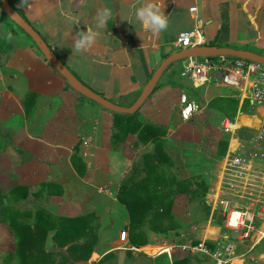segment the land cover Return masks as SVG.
I'll use <instances>...</instances> for the list:
<instances>
[{
    "label": "crops",
    "instance_id": "1",
    "mask_svg": "<svg viewBox=\"0 0 264 264\" xmlns=\"http://www.w3.org/2000/svg\"><path fill=\"white\" fill-rule=\"evenodd\" d=\"M7 2L80 82L124 108L133 105L167 57L183 51L176 45L180 33H193V48H235L264 56V0ZM148 3L168 17L166 30L144 31L135 13ZM105 8L111 10V16L98 26V12ZM87 28L94 33L93 43L75 51L77 33ZM9 30L13 32L11 37ZM4 44L10 49L0 54L1 177L11 182L8 190L29 189V196L38 204L32 210L33 223L37 212L56 220L57 228L62 219L88 218L84 238L72 242L58 237L55 249L59 264H218L223 247L231 250L226 264H243L232 254L234 246L246 242L224 236L222 231L226 230L219 211L211 214L212 209H220L211 199L213 185L209 181L216 176L221 159L195 148L188 142L190 128H183L182 123H190L204 109L196 100L199 110L190 122H183L179 115V98L185 94L182 87H187L197 98L202 97V104L211 97L224 103L217 106L223 115L225 112L220 109L230 111L228 103L235 101L234 119L238 107L233 92L214 85L194 88L181 78L180 61L166 69L159 87L139 109L137 118L141 124L159 126L165 132L162 149L171 166L161 167L168 178L174 179L173 189L178 192L170 209L176 228L166 234L147 232L148 245L137 249L128 240L129 209L117 200L121 184L134 165L127 170L125 158L127 151L134 153L129 147L134 137L128 135L130 138L120 147L111 149L112 112L67 88L65 80L43 59L32 40L6 21L0 23V52ZM28 94H35L36 99L34 111L27 118L23 102ZM27 107L31 112V106ZM239 120L235 127L252 123L247 116ZM196 178L207 187L208 213L202 208L200 197L190 198V189H196ZM44 184L56 187L43 188ZM258 228L264 232V223ZM52 232L45 244L52 241ZM263 239L264 235L257 234L247 243L256 246ZM200 243H205L206 255L193 252ZM83 244L90 245V254L87 260L79 261L74 246Z\"/></svg>",
    "mask_w": 264,
    "mask_h": 264
},
{
    "label": "built area",
    "instance_id": "2",
    "mask_svg": "<svg viewBox=\"0 0 264 264\" xmlns=\"http://www.w3.org/2000/svg\"><path fill=\"white\" fill-rule=\"evenodd\" d=\"M192 36L180 33L178 49L193 48ZM183 61L180 76L194 88L214 85L233 92L237 100L236 117L222 119L218 127L227 144L216 176L209 181L213 204L220 208L212 209L211 214L219 211L224 229L247 243L257 234L264 235L258 228L264 223V65L228 57ZM179 105L183 122H190L199 110L185 94L180 95ZM243 116L252 123L235 127ZM193 252L208 253L205 243L195 246ZM230 254L226 247L217 263L226 264Z\"/></svg>",
    "mask_w": 264,
    "mask_h": 264
},
{
    "label": "trees",
    "instance_id": "3",
    "mask_svg": "<svg viewBox=\"0 0 264 264\" xmlns=\"http://www.w3.org/2000/svg\"><path fill=\"white\" fill-rule=\"evenodd\" d=\"M5 21L11 27L14 26L1 11L0 23ZM8 34L11 37L13 35L12 30H9ZM8 49H10L9 45L3 47L0 54ZM158 87L159 85H157L156 89ZM67 88L69 87L67 86ZM35 99V94H28L23 102V110L27 118L34 111ZM27 105L31 106V112L28 110ZM111 114L113 116L111 149L115 151L125 141L126 137L132 134H136L139 141L149 140L153 144L151 154L143 158L141 165H133L129 176L121 184L120 192L117 196L118 202L129 209V243L132 247L139 249L148 245L147 232L166 234L176 228V224L170 215V209L173 196L178 191L173 189L174 179L164 175V169L161 167L163 165L171 166L169 157L162 149V137L165 135L163 128L139 123L137 120L138 112L134 115ZM226 144L225 141L221 155L225 152ZM75 151H77V148H75ZM143 174L144 176H142ZM193 184H195L196 189H190L191 193H195L194 197L201 198V204L206 207L204 209L208 213L209 206H206L205 201L207 187L204 181L196 178ZM189 186L191 187L192 185L189 184ZM55 187L50 184H44L43 186V188L49 189ZM28 192L29 189L26 187H15L11 189L7 196L0 194V221L11 229L17 241L15 253H7L2 260V264H11L13 258L20 261V263L23 261V264H25V260L40 263L42 259V254H40L41 246L45 237L51 231H54L56 241H58L59 236L64 239H70L72 242L87 236V217L59 220L60 225L57 228L56 220L43 212H37L34 216V225L30 227L26 226L21 220L29 219L28 217L32 214L31 210H21V208H17L16 204L13 205V208L1 204L2 199L6 197L14 198V200L19 202L23 201L28 197ZM142 228L143 230H141ZM74 248L79 261L87 260L90 254V245L83 244L74 246ZM26 249L28 251L23 253L22 250Z\"/></svg>",
    "mask_w": 264,
    "mask_h": 264
},
{
    "label": "rangeland",
    "instance_id": "4",
    "mask_svg": "<svg viewBox=\"0 0 264 264\" xmlns=\"http://www.w3.org/2000/svg\"><path fill=\"white\" fill-rule=\"evenodd\" d=\"M14 29L18 30V28L15 25H14ZM183 62L184 61H182V63L179 64L178 67L179 70L180 69L182 70ZM182 91L187 95L189 99L194 101L198 100L197 102L199 103V105H201V108L204 109V112L202 111L201 114L193 118V120L190 123L188 124L182 123L184 124L183 128L184 127L187 129L190 128L191 130V133L189 135L191 139H188L189 140L188 142L191 143L195 148H198L200 152L203 151L204 153L208 154L209 157L215 158L219 161L222 157L221 154L223 150V144L225 143V137L222 135V132L220 131V129H218V127L222 120L221 117L224 115H226L229 119L233 120V116L236 109V102L232 100L231 102L228 103L229 104L228 107L230 111L226 109H220L223 112H225L223 115L221 114V112L219 113V110L217 109L219 107L217 106L223 105L224 103L220 104V101H218L217 98L211 97L210 99H208L206 104H202L201 103L203 101L202 97L197 98V95H195V92L192 89L187 87H182ZM237 121L238 123H240L239 118ZM132 137H134V139L133 138L131 139L133 141L132 143H129L130 144L129 147L130 149L131 147L133 148L134 153H131L130 151H127L125 153L126 154L125 158L127 159V165H126L127 170L130 168L131 164L133 163L141 165V162H143V158L150 155L153 148V144L149 142V140L136 141L137 139L136 134H132ZM128 138L126 137V139ZM213 164H215L216 167L218 165L217 161L213 162ZM164 174L166 175L165 172ZM142 176H144V174ZM9 186H11V182H9L4 177L2 178L0 172V194L2 196H7L10 193L11 189L8 190ZM194 194L195 193H191L190 195L191 199L195 200L196 198H199V197H194ZM35 201H36L35 198H32L30 196L20 202L14 200V198L6 197L2 199L1 204L3 206H11L12 208L13 205L16 204V206H18L17 208H21V210L32 211L33 209L35 210L38 208V204ZM202 208H206V207L202 206ZM28 218L29 219L25 218L21 220V222L26 224V226L32 227L33 225L32 214ZM217 224L220 225L218 220H217ZM141 230H143V228ZM222 233L224 236L226 237L228 236V238L231 240L237 239L236 234H232L224 230L222 231ZM47 236L45 237V240L43 241V245L41 246L40 249L41 252L40 254H42V259L39 264H59V258L57 257L58 254L55 249L56 245H58V242L55 240L56 238H54V233L52 232L51 233V236L53 237L52 241L47 243L48 245L45 244ZM16 243H17L16 238L14 237V234L11 231V229L6 224L1 223L0 221V264H2V260L7 253H11V252L15 253ZM22 251L23 253H25L28 251V249ZM221 252L222 253L225 252L224 247L221 248ZM234 255L237 259L241 260L243 264H264V239L256 246H252L249 243L234 246L232 257ZM30 261L31 260H25V264L27 263L31 264L35 262V261H31V262ZM21 262L22 263H20V261L13 258L11 264H23V261Z\"/></svg>",
    "mask_w": 264,
    "mask_h": 264
},
{
    "label": "water",
    "instance_id": "5",
    "mask_svg": "<svg viewBox=\"0 0 264 264\" xmlns=\"http://www.w3.org/2000/svg\"><path fill=\"white\" fill-rule=\"evenodd\" d=\"M1 10L6 15L8 20L15 25L20 31L28 36L36 48L41 53L43 59L52 67V69L65 80L66 84L75 93L82 96L86 100L100 106L104 110H107L116 114L134 115L139 111L145 101L155 91L163 73L166 69L176 62L186 60L188 58H218L228 57L234 59H241L244 61H250L264 65V56L254 54L252 52L244 50H236L231 48H218L213 46H204L198 48H190L183 51H179L175 54L167 57L157 68L152 75L151 79L143 88L141 94L132 106L124 108L113 104L112 102L101 97L99 94L93 92L86 85L80 82L70 70L59 60L55 53L48 47L45 41L39 36V34L16 12L7 2V0H0Z\"/></svg>",
    "mask_w": 264,
    "mask_h": 264
},
{
    "label": "clouds",
    "instance_id": "6",
    "mask_svg": "<svg viewBox=\"0 0 264 264\" xmlns=\"http://www.w3.org/2000/svg\"><path fill=\"white\" fill-rule=\"evenodd\" d=\"M136 19L145 32L151 31L153 33L164 31L168 28V17L160 11L159 7L148 3L136 10ZM111 16V10L108 8L102 9L98 12V26H103L107 19ZM94 39V33L91 28L77 33V39L74 43V50L81 51L91 46Z\"/></svg>",
    "mask_w": 264,
    "mask_h": 264
}]
</instances>
